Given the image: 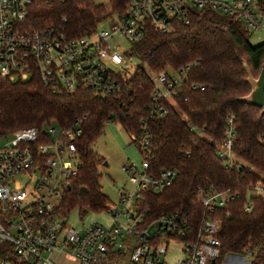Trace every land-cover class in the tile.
<instances>
[{
  "label": "trees",
  "instance_id": "16d2710c",
  "mask_svg": "<svg viewBox=\"0 0 264 264\" xmlns=\"http://www.w3.org/2000/svg\"><path fill=\"white\" fill-rule=\"evenodd\" d=\"M128 2L108 0L109 10L124 13ZM253 3L264 14V0ZM106 16L105 6L95 0L38 1L30 10L34 27L53 25L71 38L94 32ZM130 49L140 63L128 76L116 72L119 90L110 94L85 85L52 91L34 74L26 80L0 78V137L19 127L41 130L79 122L77 173L67 178L58 205L66 217L72 208L85 212L108 206L99 182L103 158L92 149L105 123L118 120L129 135L146 131L150 169L174 168L177 176L161 190L145 191L141 207L151 217L182 211L192 229L214 216L220 222V259L249 253L247 264H264V193L254 188L264 184V112L240 100L250 90L248 70L253 77L259 74L264 40L252 45L249 27L237 14L204 7L193 9L188 23L171 21L168 30L146 23L144 36L131 41ZM167 68L183 69L181 82L170 87L169 97L155 101L154 78ZM155 103L162 105L161 114L153 110ZM230 116L233 163L226 165L217 148ZM198 186L234 197L208 210L197 198Z\"/></svg>",
  "mask_w": 264,
  "mask_h": 264
},
{
  "label": "built area",
  "instance_id": "2783aa9c",
  "mask_svg": "<svg viewBox=\"0 0 264 264\" xmlns=\"http://www.w3.org/2000/svg\"><path fill=\"white\" fill-rule=\"evenodd\" d=\"M53 0H0V78L26 80L36 75L52 91H73L85 85L100 94L119 90L115 67L124 61L125 50L110 44L108 38L119 35L128 41L140 40L145 24L168 30L171 21L188 23L195 8L237 14L251 27L259 21L253 0H129L126 11L116 14L111 28L97 29L80 37H67L53 25L34 27L30 10L38 2ZM63 2L66 0H58ZM160 71L154 78L153 99L169 97L170 87L181 82V72ZM161 83L163 89L157 87ZM159 114L163 107L155 103ZM232 117L227 120L226 136L217 153L226 165L233 162ZM0 143V264H228L219 258L220 222L214 216L189 227L182 211L151 217L141 207L142 194L158 191L176 178L174 168L150 169L149 135L131 134L142 153L140 170L124 167L133 189L118 190V202L108 203L110 224L81 221L67 223L58 211L62 187L77 173L76 138L79 122L66 127H19ZM7 135V134H6ZM255 190L264 193L258 182ZM197 198L208 210L225 205L234 194L215 188H196ZM56 197L57 201H51ZM177 243L181 256L165 259L170 243Z\"/></svg>",
  "mask_w": 264,
  "mask_h": 264
},
{
  "label": "rangeland",
  "instance_id": "374dc122",
  "mask_svg": "<svg viewBox=\"0 0 264 264\" xmlns=\"http://www.w3.org/2000/svg\"><path fill=\"white\" fill-rule=\"evenodd\" d=\"M96 3H101L107 10V16L97 24V29L111 28V24L116 22V14L109 10L108 0H95ZM259 25L257 27L249 28V42L256 45L264 40V14L256 12ZM110 44L120 45L127 54L124 55V61L115 67L122 75L128 76L137 63H140L136 54L131 52L130 41L123 36L113 35L108 38ZM146 68V67H145ZM168 73H176L167 68ZM248 75L252 76L248 70ZM253 77V76H252ZM157 87L163 89L161 83H157ZM10 137L9 134L0 137V143L4 142ZM92 149L97 152L102 158V163L98 166L100 173L99 182L102 191L107 195L109 202L117 204L122 207L119 202L118 190L124 188L128 191L133 189V184L129 180L128 171L124 168L126 166H134L140 170L142 161V153L136 143L131 141L130 135L122 127L118 120L107 121L103 127L102 134L92 143ZM233 158V155H232ZM105 162V163H104ZM51 201L56 202L54 197ZM65 220L67 223L80 226L81 221L100 222L103 224H110L112 216L107 211H93L87 210L80 212L77 208H72L67 213ZM179 245L175 242L170 243L165 259L169 262L175 260L176 257L181 256L178 249ZM250 254L244 255L227 254L225 259L228 264H247ZM55 260L60 264H66L68 261L64 256H57Z\"/></svg>",
  "mask_w": 264,
  "mask_h": 264
},
{
  "label": "water",
  "instance_id": "95a60500",
  "mask_svg": "<svg viewBox=\"0 0 264 264\" xmlns=\"http://www.w3.org/2000/svg\"><path fill=\"white\" fill-rule=\"evenodd\" d=\"M246 80L250 86V90L240 100L247 104L255 105L261 108V112H264V60L261 63L258 76L252 77L248 75Z\"/></svg>",
  "mask_w": 264,
  "mask_h": 264
}]
</instances>
